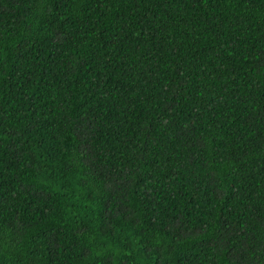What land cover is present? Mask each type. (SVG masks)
<instances>
[{
  "label": "trees",
  "instance_id": "obj_1",
  "mask_svg": "<svg viewBox=\"0 0 264 264\" xmlns=\"http://www.w3.org/2000/svg\"><path fill=\"white\" fill-rule=\"evenodd\" d=\"M0 264H264V0H0Z\"/></svg>",
  "mask_w": 264,
  "mask_h": 264
}]
</instances>
